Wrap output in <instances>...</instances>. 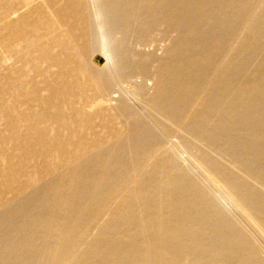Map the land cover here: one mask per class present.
<instances>
[{
  "label": "bare ground",
  "instance_id": "1",
  "mask_svg": "<svg viewBox=\"0 0 264 264\" xmlns=\"http://www.w3.org/2000/svg\"><path fill=\"white\" fill-rule=\"evenodd\" d=\"M0 264H264V0H0Z\"/></svg>",
  "mask_w": 264,
  "mask_h": 264
},
{
  "label": "rangeland",
  "instance_id": "2",
  "mask_svg": "<svg viewBox=\"0 0 264 264\" xmlns=\"http://www.w3.org/2000/svg\"><path fill=\"white\" fill-rule=\"evenodd\" d=\"M101 63V64H100ZM99 63V65H102L103 63H104V61L103 60H101V62Z\"/></svg>",
  "mask_w": 264,
  "mask_h": 264
}]
</instances>
